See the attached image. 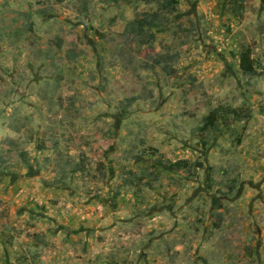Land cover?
I'll return each mask as SVG.
<instances>
[{
	"label": "rangeland",
	"instance_id": "rangeland-1",
	"mask_svg": "<svg viewBox=\"0 0 264 264\" xmlns=\"http://www.w3.org/2000/svg\"><path fill=\"white\" fill-rule=\"evenodd\" d=\"M0 264H264V0H0Z\"/></svg>",
	"mask_w": 264,
	"mask_h": 264
},
{
	"label": "trees",
	"instance_id": "trees-1",
	"mask_svg": "<svg viewBox=\"0 0 264 264\" xmlns=\"http://www.w3.org/2000/svg\"><path fill=\"white\" fill-rule=\"evenodd\" d=\"M243 2L244 0H229L231 11L234 16H240L243 11ZM153 25V24H151ZM241 67L244 71L250 72L251 66L249 64L248 57L246 54L241 55ZM226 117H229L231 120L234 121H248L251 117L250 112L247 110H243L242 108H231V107H215L213 108L208 114L203 118V126L200 128L201 130H206L208 128H213L218 130L220 126L224 125L223 121L226 120ZM226 129L231 131L229 124H226ZM182 162H174L168 165L163 164L160 162L158 167H161L163 170L176 172L178 169H181L183 165Z\"/></svg>",
	"mask_w": 264,
	"mask_h": 264
}]
</instances>
